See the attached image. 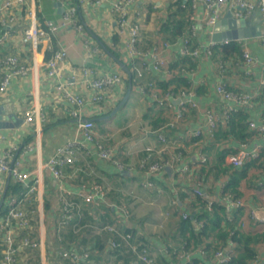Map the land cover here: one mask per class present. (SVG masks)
Returning a JSON list of instances; mask_svg holds the SVG:
<instances>
[{
  "label": "crops",
  "instance_id": "0c3cea01",
  "mask_svg": "<svg viewBox=\"0 0 264 264\" xmlns=\"http://www.w3.org/2000/svg\"><path fill=\"white\" fill-rule=\"evenodd\" d=\"M69 1L34 0L36 16L41 26L47 21L60 23ZM56 2H60V5ZM111 6L110 0L100 3L90 1L81 3L76 17L82 29L78 30L70 24L61 27L53 37L52 45L56 49H65L67 53L66 61L61 65L62 79L70 78V68L80 65L88 66L98 73L116 70L123 74L124 83L108 95L103 105L85 106V118L94 121L99 140L112 146L116 157L130 164V169L120 170L113 162L99 159L96 154L81 153L78 155L76 168L64 169L66 172L61 188L58 180L43 164L59 146L75 136L76 122L69 115V105L62 95L56 92L54 80L47 76L45 67L40 64L49 52L44 45L34 46L24 41L23 30L29 25L25 11L17 12L14 23L11 24L10 35L0 44V57L16 55L29 67L25 76L14 77L9 89L0 94L2 123L0 155L15 147L12 159L18 162L19 169L30 173L29 182L38 177L37 189L28 195L24 203V207L29 212L33 209V229L40 241L38 262L39 264H73L61 257L65 244L56 236L61 196L64 190L75 194L84 187L88 189L94 184H101L105 188L104 201L98 206L92 203L85 207L88 221L95 220L94 224H100L101 221L114 223L119 215L118 206H124L130 213L129 220L124 225L132 229L135 237L139 239L144 237L149 245L148 251L157 264H187L189 259L196 257L200 260L199 264H215L213 257L207 258L203 255L204 252L198 253L194 249L180 251V253L184 252L183 255L171 256L174 248L180 250L179 239L174 237L179 234L178 219L183 217V213H194V201L190 194L198 181L202 182L207 198H219L222 185L229 179V173L223 172L224 168L227 167L230 171L236 168L230 164L229 155L236 152L244 139H247L251 146L256 142L264 143V135L257 131H249L247 128L248 135L241 141L219 143L215 134L210 136L206 133L204 110L211 108L218 112L228 104L215 91V84L221 77L217 69L218 60L215 59H221L222 55L215 54L216 56L213 57L206 50L213 45L220 48L221 45H228L231 41H236L241 50L244 48L243 44L246 45L253 55V62L243 66L242 58L223 60L226 67L223 81L232 90L260 89L259 81L263 75L264 64V46L260 36L228 40V43L224 40L215 43L211 39L213 25L207 22L204 4L202 1L196 6L191 4L194 12L185 37L199 47V56L192 58L195 62L194 69H188V72L184 73L187 80L185 85L181 84L176 90L171 91L172 94L167 98L165 107H160L156 104L151 91H141L140 84L131 85L128 80L133 63L116 31ZM133 7V13L138 14L141 22L139 47L147 50L151 46L163 45V42L171 40L170 46L164 49L163 53L168 63L173 62L177 58L176 55L181 54L183 38L173 41L162 25L166 19L167 3L158 0H137ZM237 11L238 7L227 1L220 7L218 20L228 12L239 18L236 15ZM244 18L248 26L261 27L258 10H253ZM3 29L0 25V35ZM112 52L115 54L112 55ZM146 58L149 60L148 57ZM35 62H39L37 67H34ZM138 66L142 74L139 83L155 81L159 94L164 90L159 83L170 81L174 77V73L166 74L164 70L145 69L140 62ZM129 87L131 90L128 98L124 100ZM71 88L84 97L89 96L90 90L83 88L79 83ZM169 88L173 89L174 84L169 85ZM183 88L196 94L195 107L188 104L181 106L179 92ZM32 109L39 110L44 119L41 121L35 112L33 120L27 122L25 117ZM179 110L184 113V117L176 119V112ZM247 112L249 119L253 120L264 116V93L247 107ZM10 116L21 120L14 124V119ZM197 128H201V136H188ZM158 130L165 133L170 146L163 151L162 157L166 159L171 153L181 151L185 156L184 162L190 165V171L180 173L176 168L165 167L161 172L149 177L154 185L145 187L142 185L145 174L140 168L138 169V164L144 156V147L159 146ZM82 141L86 140L82 138ZM200 152L208 157L207 163H200ZM248 162L243 167H239V169L245 168V174L238 186L239 198L245 203V206L238 210L242 219L239 229L261 235L262 239L255 246L257 258L252 264H264V227L257 225L260 222L254 217V214L259 218L264 217L263 156L254 164ZM8 184L14 186L16 182L7 173L6 185ZM21 190L22 186H17L13 193L19 194ZM193 223L198 229L201 226L200 221L193 220ZM83 235L85 239L83 247H96L95 261L105 264L106 261L114 260L108 255V241L111 240L108 234H99L91 227L85 230ZM200 257H205L208 261L204 262Z\"/></svg>",
  "mask_w": 264,
  "mask_h": 264
},
{
  "label": "built area",
  "instance_id": "2783aa9c",
  "mask_svg": "<svg viewBox=\"0 0 264 264\" xmlns=\"http://www.w3.org/2000/svg\"><path fill=\"white\" fill-rule=\"evenodd\" d=\"M34 0H0V25L3 26L2 33L0 35V44L3 43L6 37L10 35L11 24L14 23L16 14L18 11H25V16L29 21V25L23 30L24 41L32 43L34 46L44 45V48L49 52V55L43 58L40 62L45 67L46 74L49 78L54 80V87L56 92L60 93L64 101L69 105V115L75 120V136L68 139L62 146H59L54 154H52L48 160L43 164L47 171L58 180L60 187L62 188V181L64 178L63 169L66 166L74 165L78 160L79 154L92 155L96 154L99 159L113 162L120 170L130 169V164L122 162L116 157L114 148L110 145H106L99 140L98 131L95 128V123L91 118H85V106L86 105H100L107 101L109 94L115 91L116 87L122 86L124 83V76L119 71H109L105 73H98L96 70L85 66H72L70 68V78L62 79L61 65L64 64L67 58L66 50L63 48H53V37L57 34L61 27L68 24L75 27L78 30L82 29V25L76 17L77 6L69 3L64 11L62 21L55 23L47 21L41 26L36 16V5ZM85 1L94 3H100L108 0H78V6ZM111 11L114 14L116 22V31L121 40L125 44V49L131 58L132 65L130 67L131 72L134 74V80L138 83L141 77V71L138 63L140 62L143 68H152L154 70H164L166 74L173 72L168 69V61L163 53L164 49H168L170 42L165 41L163 45H154L147 50L139 47V38L141 32V22L138 14L133 13V6L137 0H110ZM156 1V0H153ZM161 2H167L169 0H158ZM200 1L204 4L205 13L207 16V22L213 25L219 18L220 7L227 1L238 7L236 15L239 17H246L253 10H258L261 20V34L260 40L264 46V0H192V6H196ZM183 45L181 48V54L190 55L193 59L199 56V47H194L189 50L190 39L185 37L182 39ZM228 43V40H224ZM212 44H214L212 42ZM164 46V47H162ZM242 50V65L248 66L253 62V55L250 50L244 45ZM210 54V50H206ZM149 60H147V58ZM39 62H35L34 67L38 66ZM217 69L220 75L225 71L223 62H217ZM192 70V69H189ZM29 71V67L23 64L16 55H5L0 57V94L5 93L11 84V80L14 77L25 76ZM181 73H187L188 69L182 67ZM70 79V80H69ZM79 83L83 88L90 90L89 96L75 92L71 87ZM260 86L264 89V64L263 75L260 78ZM147 88V89H146ZM141 91L150 90L151 94L155 97V102L160 107H165L167 98L171 96V91H166L163 94H159V89L156 86L155 81L139 86ZM215 91L217 95L222 98L226 104V107L222 113L206 108L204 110V126L206 133L213 136V132L218 125L219 121L227 119L228 112L236 111L239 108L250 107L253 103L254 97L258 95L259 90L235 92L227 90L220 80L215 84ZM195 93L193 91H187L181 89L179 92V101L183 107L185 104L195 107L197 102L195 100ZM37 113L41 119H44L42 113L39 110L32 109L25 120L30 122L33 120V114ZM177 118L183 117L182 111L176 112ZM250 130L257 131L264 135V117H260L257 120L250 119L248 123ZM202 134L201 128H197L188 136L199 137ZM185 137V135H183ZM86 141H82V138ZM157 141L159 146H146L144 147V156L140 159L138 169L142 170L145 174V180L142 185L145 187H152L153 181L149 179L150 176L161 172L165 167L176 168L180 173H188L190 171V165L185 163L183 158L185 157L181 151L171 153L166 159L162 157L163 151L169 148V141L165 133L161 130L157 131ZM15 147L4 152L0 155V199L3 195V191L6 185L7 173L11 175L12 179L22 186V190L19 194H12L8 200L3 202L5 212L0 217V245H1V257L0 264H27L21 257L18 258V253L25 251L27 248H39L40 241L35 237L29 236L28 233L33 234L34 229L31 228L30 214L25 207L24 203L28 198V195L37 189L38 177L32 182L30 180V173L21 171L19 169L18 162L12 159V154L15 151ZM264 150L263 142H256L252 146L246 141L239 144L235 153L229 155V162L233 167H243L246 162L258 157L259 153ZM199 161L202 164L208 162V157L200 152ZM181 164V166H180ZM226 183V182H225ZM224 183V184H225ZM223 184V185H224ZM222 185V186H223ZM82 201L84 206L90 204H96L97 206L103 203L105 188L101 184H94L90 188H82L76 192ZM192 194L200 197H205L207 200V210L212 211L214 199H209L205 195V190L202 188V182L198 181L192 189ZM73 193L64 190V194L60 199L61 208V220L58 221L57 230L61 229L62 224L70 220L74 216V210H76V203H74ZM219 203L225 205L227 212L232 209L239 210L245 206V203L239 197L234 198L233 193H225L221 190V196L217 198ZM175 203V202H173ZM119 212L117 219L114 223H101L93 224L95 231L99 233L101 231H112L116 233H122L120 231L122 224L124 225L128 220L130 213L124 206H118ZM80 212V211H79ZM228 218H230V215ZM183 217L187 216L182 214ZM254 217L259 220V226L264 227V217L259 218L254 214ZM239 226L242 225V219L238 221ZM75 222L74 225H77ZM32 229V230H31ZM122 238L127 244L131 245L133 253L139 258V264H157L155 259L150 255L148 248L143 247L142 243L139 246L130 243V233H123ZM228 246L218 249L213 254L215 264H228L231 252H233L234 242L229 241ZM65 259H68L75 264H97L94 260H89L86 263H82L89 254L87 251L79 253L78 251L66 250L62 252Z\"/></svg>",
  "mask_w": 264,
  "mask_h": 264
},
{
  "label": "trees",
  "instance_id": "16d2710c",
  "mask_svg": "<svg viewBox=\"0 0 264 264\" xmlns=\"http://www.w3.org/2000/svg\"><path fill=\"white\" fill-rule=\"evenodd\" d=\"M69 2L78 7V0H70ZM166 3H167V14H166V19L164 20L162 25L169 33L170 39H172L173 41L175 40L179 41L180 39L187 36L186 29L188 28V24L191 21V16L193 15L194 12L191 6L192 0H169ZM170 42L172 41L170 40ZM196 46L197 45H194L190 41L189 50L193 49ZM209 50H210V54H209L210 56L212 55L214 57L216 56L215 54L222 55L221 59H215V60L223 62L224 66L225 63L223 60L225 59H232L234 57L239 59L242 58L241 47L236 43V41H231L228 45H221L220 48H217L216 45H213L209 48ZM114 54L115 53L112 52V55ZM176 56L177 58L173 62L168 64L169 71L174 73L173 79L170 81H163V82L160 81L161 83H159L160 87L164 89L162 90L163 93L166 91L176 90L177 87L180 86L181 84L185 85V82L187 80L184 77V73L180 72V69H182V67L187 69H194L195 62L194 60H192V57L190 55L179 54ZM130 74L131 75L128 80L129 82H131V85L132 84L142 85L141 83H139V81L137 83L134 80V74L132 72ZM224 74L225 71L221 75L219 80L227 90H231L235 92L251 91V90L237 91L230 89L229 87L226 86V83H224L223 81ZM171 84H174L173 89L169 88V85ZM257 90H259L258 95L254 97V99L252 100L253 102L257 98L261 97V95L264 93L263 88L260 89L258 88ZM146 91L150 92V90H146ZM223 110L218 111V113H222ZM183 117H184V113H183ZM262 117L264 116L262 115ZM249 120L250 119L248 116L247 108H239L236 109V111L228 112L227 119L219 121L218 125L216 126L213 132V136L214 134L216 135V139L218 140L219 143H228L231 140L241 141L243 138L247 137L248 135L247 128L249 131H254V130H250L248 127ZM245 140L247 139H244L242 141ZM262 156L264 161V150L259 153L258 157L251 159L249 161L250 164L252 163L254 164V162L257 161ZM76 165L77 164L75 163L70 167H72L73 169V167L75 168L77 167ZM64 169H63V174L65 176L66 170L64 171ZM244 169L245 168L243 169L235 168L233 171H230L229 168L227 167L224 168L223 172L229 173V179L221 187L223 192L233 193L234 198L240 197L238 186L240 179L245 174ZM210 171L212 170L210 169ZM218 171H220V169H218ZM17 186L20 187L19 183H16L14 186L10 184L7 185L4 203L6 200H8L10 195L14 194L13 192L15 191V187ZM190 196L193 198L194 201V206H193L194 213L189 212V214L187 213L186 217H182L178 219L180 222L179 223L180 229L178 230L179 234L174 235V237L176 238L178 237L179 239L180 250L179 251L176 250L172 245V249L173 248L174 249L172 250L171 256L175 257L179 254L183 255L184 252L180 253V251H185V250L191 251V249H194L197 250L198 253H200V251L204 252L205 254L203 255L209 258V257H213L214 252L217 251L218 249L225 248L226 246H228L227 245L228 242L231 241L235 243V246H233L232 249L233 252H231L230 255L231 257L229 259L228 264H252L257 258V252L255 246L257 242L260 241L262 238L261 235H258L257 233H251V232L247 233L240 231L239 223H238V221H240L241 219L240 211L239 214L237 209H232L229 212H227L225 205L219 203L217 201V198L214 199L212 211H208L207 201H206L207 199L205 197L193 195L192 192ZM72 199L74 203H76L77 205L76 210H74V216L70 220L64 222L62 224L61 229L56 230L57 239L60 240V242H63V244H65V248L62 250V252L72 249L78 251L79 253H83L84 251H87L89 257H87L84 261L81 262L86 263L89 260L95 261L96 259L94 258L96 257L94 253L96 247H90V248L83 247L85 241L83 233L85 232V230L90 229L93 226V224L96 222L95 220L88 221L89 219L84 209L86 206L88 207L89 205L84 206V201H82V199L77 194H74L71 200ZM4 212H5L4 205H2L0 208V217L4 214ZM227 214L230 215V218H228ZM59 220H61V212H60ZM193 220H195V222L200 221L201 226L199 227V229L194 225ZM33 221H34L33 213H31L30 224L32 229L34 227ZM75 222H78V224L74 225ZM101 223L106 224L107 222L101 221ZM123 226L124 227H121L120 229L122 233H116L112 231L100 232V233L108 234V237L111 239L108 241V246H109L108 255L112 256L114 260L111 262L106 261L105 264H116V261L117 264H139V258L135 255V253H133V249L131 248L132 246L127 244L126 241L122 238L121 235L123 233H130L131 235L130 243H132L133 245L136 244L139 246V243L140 245L142 243L143 247L149 248L148 242L144 239V237H140V239L135 237L131 228H128L125 225ZM28 235L29 236L31 235V237H35L36 232L34 231L33 234L28 233ZM0 249H1V245H0ZM167 249L169 248L167 247ZM24 250L25 251L22 252L20 251L18 253L17 255L18 258L21 257L23 261L26 262L27 264H39L38 256H37L39 248H27ZM0 257H1V250H0ZM61 257L64 258L62 253H61ZM205 257H200V258L204 262H207L208 259H206ZM95 262L97 264H104L101 261H95ZM199 262H200L199 258L196 257L189 259L187 261V264H199Z\"/></svg>",
  "mask_w": 264,
  "mask_h": 264
},
{
  "label": "water",
  "instance_id": "95a60500",
  "mask_svg": "<svg viewBox=\"0 0 264 264\" xmlns=\"http://www.w3.org/2000/svg\"><path fill=\"white\" fill-rule=\"evenodd\" d=\"M57 5H60V2H56ZM261 34V27L259 25L248 26L247 20L243 17H234L230 12H228L223 18L216 21L212 26L211 39L213 42L218 43L225 39L227 40H237L249 37H257ZM131 87H129L127 95H125L124 100L128 98ZM1 110V109H0ZM13 118L14 124L19 122V118ZM1 120V117H0ZM24 121V119H22ZM0 121V125H1ZM7 185H5L3 195L0 199V208L4 202L6 194Z\"/></svg>",
  "mask_w": 264,
  "mask_h": 264
}]
</instances>
